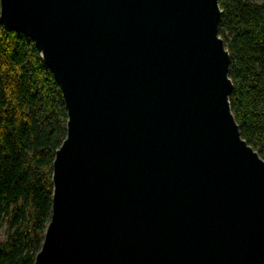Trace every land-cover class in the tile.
Wrapping results in <instances>:
<instances>
[{"label": "water", "instance_id": "1", "mask_svg": "<svg viewBox=\"0 0 264 264\" xmlns=\"http://www.w3.org/2000/svg\"><path fill=\"white\" fill-rule=\"evenodd\" d=\"M219 0H0L66 136L34 264H264V160L228 97Z\"/></svg>", "mask_w": 264, "mask_h": 264}, {"label": "trees", "instance_id": "2", "mask_svg": "<svg viewBox=\"0 0 264 264\" xmlns=\"http://www.w3.org/2000/svg\"><path fill=\"white\" fill-rule=\"evenodd\" d=\"M219 4L230 110L241 138L264 160V0ZM66 121L59 86L33 42L0 24V264H34Z\"/></svg>", "mask_w": 264, "mask_h": 264}]
</instances>
